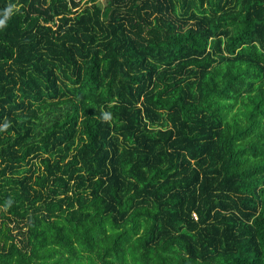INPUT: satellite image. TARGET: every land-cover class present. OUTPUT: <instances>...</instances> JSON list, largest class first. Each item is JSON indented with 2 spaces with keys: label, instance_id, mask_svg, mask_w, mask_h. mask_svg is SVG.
Listing matches in <instances>:
<instances>
[{
  "label": "trees",
  "instance_id": "obj_1",
  "mask_svg": "<svg viewBox=\"0 0 264 264\" xmlns=\"http://www.w3.org/2000/svg\"><path fill=\"white\" fill-rule=\"evenodd\" d=\"M13 5L0 264H264V0Z\"/></svg>",
  "mask_w": 264,
  "mask_h": 264
},
{
  "label": "clouds",
  "instance_id": "obj_2",
  "mask_svg": "<svg viewBox=\"0 0 264 264\" xmlns=\"http://www.w3.org/2000/svg\"><path fill=\"white\" fill-rule=\"evenodd\" d=\"M13 7H15V6L14 5L13 6H10L9 8H7L5 10V12H4V18L3 19H0V28H4L5 27L6 21L8 20L9 16L12 13ZM104 119H109V117H108L107 114L104 115ZM8 127H9V125L6 123L3 126H0V131H6ZM10 205H11V201L9 200L8 206H10Z\"/></svg>",
  "mask_w": 264,
  "mask_h": 264
},
{
  "label": "rangeland",
  "instance_id": "obj_3",
  "mask_svg": "<svg viewBox=\"0 0 264 264\" xmlns=\"http://www.w3.org/2000/svg\"><path fill=\"white\" fill-rule=\"evenodd\" d=\"M102 2H104V0H102Z\"/></svg>",
  "mask_w": 264,
  "mask_h": 264
}]
</instances>
